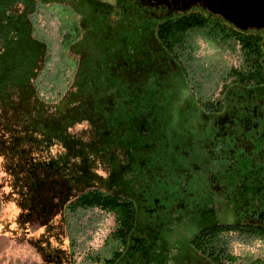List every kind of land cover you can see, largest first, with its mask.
I'll return each instance as SVG.
<instances>
[{
	"label": "rangeland",
	"instance_id": "1",
	"mask_svg": "<svg viewBox=\"0 0 264 264\" xmlns=\"http://www.w3.org/2000/svg\"><path fill=\"white\" fill-rule=\"evenodd\" d=\"M157 22L142 0H0V264H98L116 215L67 207L91 189L142 205L114 264H202L197 229L264 225V87L215 99L233 44L189 36L176 60ZM58 55L63 89H40ZM186 69L214 81L206 98ZM226 241L235 264L264 258L262 240Z\"/></svg>",
	"mask_w": 264,
	"mask_h": 264
},
{
	"label": "trees",
	"instance_id": "2",
	"mask_svg": "<svg viewBox=\"0 0 264 264\" xmlns=\"http://www.w3.org/2000/svg\"><path fill=\"white\" fill-rule=\"evenodd\" d=\"M192 23V24H191ZM182 22L178 23V21L174 19H167L162 22L157 30L156 35L160 41V43L164 46L168 51H172L175 48H178L181 51L182 57L186 55V60L194 59V55L191 53L190 49L186 48V41L189 40V36L191 39H194V34H200L202 38H204L209 43L216 44L217 46L225 47L228 44L232 45V49L236 48V43H241V49L244 54L245 62L253 64V53L252 50L255 45V40L250 37H244L242 40L237 41L236 32L232 30L230 27H227L220 22H216L214 20L204 21L201 19L194 20L192 22ZM236 46V47H235ZM240 48V47H239ZM247 65V64H246ZM54 70L48 74L46 77L47 87L45 90H49L52 92L60 91L63 89V57L58 55V60L54 65ZM213 75H219L221 80L226 77L233 76L231 82H239L245 85L256 84L257 81L254 78H257L258 73L253 72V70L247 66L243 71L239 69L229 67L225 70L217 69ZM260 75V73H259ZM188 76L191 75L188 73ZM193 79V77H191ZM195 80V79H193ZM197 80V79H196ZM214 80V78H213ZM215 82H219L216 80ZM38 88V87H37ZM195 91L198 93V96H203L205 93V88L195 85ZM92 206H98L101 209L112 212L116 215L117 221L114 225L113 229L109 233V235L105 238L104 244L102 246L101 252H96L95 254H91L92 260L97 262L98 264H112L114 260L120 255L121 250L125 247L127 238L129 233L131 232L134 225V217H135V206L131 200L128 198L112 195L108 192L102 191L100 189H91L81 193L74 200L70 201L67 204L68 208L73 209H87ZM236 228V227H235ZM220 228L200 231L195 237L191 239V243L202 253L210 256L214 254L213 257L219 264H233L232 261L234 257L226 252L225 245L222 243L221 237H219V232H217ZM241 229H243L241 227ZM239 234L252 235L253 232L251 230H242L238 231ZM102 255H104L102 257ZM103 260V261H101ZM229 262H226V261ZM235 264V263H234Z\"/></svg>",
	"mask_w": 264,
	"mask_h": 264
},
{
	"label": "flooded vegetation",
	"instance_id": "3",
	"mask_svg": "<svg viewBox=\"0 0 264 264\" xmlns=\"http://www.w3.org/2000/svg\"><path fill=\"white\" fill-rule=\"evenodd\" d=\"M142 1L146 3L147 8L150 9V17L156 18L158 20L155 26V35L158 26L167 19H174L178 21L179 24L185 21L191 23L194 20L201 19L208 22L214 20L216 22H220L221 24L227 27H230L234 31H237L236 32L237 41L242 40L244 37L252 38L253 42L255 40V45L252 50L253 53L252 55L254 57V60L252 61L253 64L245 62L244 54L241 49V43L237 42L236 43L237 50H235V52H237L239 60H238V65H234L232 67L239 69L240 71H243L244 68L247 66V68L249 67L250 70L251 69L253 70V72H257L258 76L257 78H254V80H256L257 83L252 85H245L239 82H231L233 76L223 78L221 80V83L220 84L218 83L220 89L218 90L217 93L218 96L215 99H218V97L220 96L222 97L232 85L239 86L240 87L239 90H241L242 94L244 96H249V97L255 95L254 94L255 91L253 90L254 87L257 86L259 88L264 87V0H142ZM59 24L60 25L62 24L61 20L59 21ZM59 29L60 28H58V30ZM194 37L199 38L202 36L200 34H194ZM168 52L175 59L177 58V56L179 57L182 56L181 51L178 48H175L174 50ZM178 64L180 66L181 65L183 66L182 61L178 60ZM185 72L187 73V74L185 73L186 80L189 83V88L190 91L192 92L193 98H197L195 94L196 95L198 94L196 93L194 88L196 82H197V86L201 85V87L205 89L207 88V85L210 86L212 82H214V81L211 82L207 81L202 85L201 81H198L196 79L192 80V78L188 76L187 69ZM206 95L207 93H204L203 96L201 97L199 96V100L202 97L206 98ZM215 99H212L210 97L209 101L208 99H206L200 102L209 106V109H211L214 108V103L212 102ZM112 195H118L128 198L133 202L135 206L134 225L131 232L128 235L125 247L122 248L120 255L116 258L118 259L125 251L127 244L129 243L130 236H132L133 232L135 231L136 215L142 209V205L139 201L133 199L131 195H126L124 193L123 195L119 193H114ZM185 200L186 198L182 202V208H181L182 212L184 216H192V214L189 212L190 209H187ZM207 224L201 227L200 229H197V231L194 234H192V236L188 239L191 249L195 251L192 253L197 255V258L194 256V259L197 260L198 262H201L202 264H219L215 260L216 258L213 257L214 254L208 256L200 252L191 243V239L195 237L202 230L210 231L211 229L214 230L220 228L217 232H219V237H221V240L223 241L222 243H224L227 253H230L227 248L228 243L226 241L227 235L229 234L244 235L249 238H256L262 240L264 246V225L260 223L257 224V223H242V222H232V223L212 222L210 224L209 223ZM241 227L243 229H241ZM242 230H247V231L251 230L253 234L252 235L239 234L238 231H242ZM116 259L112 264L115 263ZM226 262L229 261L227 260ZM232 263L234 264V260L232 261ZM256 264H264V258L260 259L259 257V259L256 261Z\"/></svg>",
	"mask_w": 264,
	"mask_h": 264
}]
</instances>
